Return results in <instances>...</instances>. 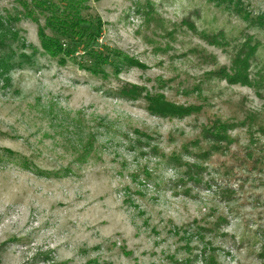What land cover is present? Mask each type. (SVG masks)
Returning <instances> with one entry per match:
<instances>
[{
    "label": "rangeland",
    "instance_id": "374dc122",
    "mask_svg": "<svg viewBox=\"0 0 264 264\" xmlns=\"http://www.w3.org/2000/svg\"><path fill=\"white\" fill-rule=\"evenodd\" d=\"M31 9L0 0V264H264V0Z\"/></svg>",
    "mask_w": 264,
    "mask_h": 264
},
{
    "label": "trees",
    "instance_id": "16d2710c",
    "mask_svg": "<svg viewBox=\"0 0 264 264\" xmlns=\"http://www.w3.org/2000/svg\"><path fill=\"white\" fill-rule=\"evenodd\" d=\"M31 7L33 9L28 10L27 13L30 17L36 19L35 15H41L45 17L47 25L63 38H77L83 37L82 30L85 20L82 18V12L86 7L88 0H30ZM85 35V33H84ZM8 37H12L13 40L18 39V35L11 29H5L0 33V49H3V45L6 44ZM41 44L43 49L53 58H63L64 54H69L65 51V47L51 38H46L40 34ZM6 49V48H5ZM11 55L14 54L13 50L9 47L7 50ZM0 56V65L3 72H11L22 65L19 64L11 55ZM24 55V54H23ZM247 55H251L248 51L244 55L237 56L234 66L230 70V74H227L225 80L230 84L248 83L249 82V65ZM28 58L27 56H22ZM252 55L250 56V58ZM217 73V72H215ZM224 128H221L220 135L221 141L227 142L228 137L223 134Z\"/></svg>",
    "mask_w": 264,
    "mask_h": 264
}]
</instances>
